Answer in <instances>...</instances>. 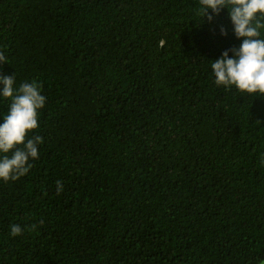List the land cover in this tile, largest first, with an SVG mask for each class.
Returning a JSON list of instances; mask_svg holds the SVG:
<instances>
[{
	"label": "trees",
	"instance_id": "obj_1",
	"mask_svg": "<svg viewBox=\"0 0 264 264\" xmlns=\"http://www.w3.org/2000/svg\"><path fill=\"white\" fill-rule=\"evenodd\" d=\"M208 14L200 0H0V74L46 97L28 135L39 158L0 181V264L264 262V96L214 83L243 38L227 8Z\"/></svg>",
	"mask_w": 264,
	"mask_h": 264
},
{
	"label": "clouds",
	"instance_id": "obj_2",
	"mask_svg": "<svg viewBox=\"0 0 264 264\" xmlns=\"http://www.w3.org/2000/svg\"><path fill=\"white\" fill-rule=\"evenodd\" d=\"M202 17L208 21L213 16L211 9L219 15L225 8L229 10L234 26L235 36L242 39L238 49L226 50L221 58L212 62L215 76L214 83L226 89L235 87L238 91L264 96V39H261V28H264V0H200ZM221 34L227 35L224 28ZM229 51L234 53L229 58ZM9 63L3 51H0V64ZM0 97L10 100L9 110L0 124V181L15 182L26 175L32 168L30 160L39 158L38 147L43 138L29 133L38 129L39 110L46 104V97L41 93V85L33 80L15 86V74H0ZM11 152V156L7 155ZM57 193L63 191L62 181L56 182ZM43 223V221H41ZM19 224L10 226V235H22ZM264 264V262H262Z\"/></svg>",
	"mask_w": 264,
	"mask_h": 264
}]
</instances>
